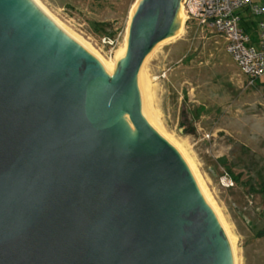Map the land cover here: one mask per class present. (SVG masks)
Masks as SVG:
<instances>
[{
	"label": "water",
	"instance_id": "water-1",
	"mask_svg": "<svg viewBox=\"0 0 264 264\" xmlns=\"http://www.w3.org/2000/svg\"><path fill=\"white\" fill-rule=\"evenodd\" d=\"M183 0H137L112 72L34 0H0V264H234L138 71Z\"/></svg>",
	"mask_w": 264,
	"mask_h": 264
},
{
	"label": "rangeland",
	"instance_id": "rangeland-1",
	"mask_svg": "<svg viewBox=\"0 0 264 264\" xmlns=\"http://www.w3.org/2000/svg\"><path fill=\"white\" fill-rule=\"evenodd\" d=\"M38 1L89 50L116 64L136 0ZM192 14L142 62V113L194 165L233 240L235 264H264V102L255 103L251 114L238 112L230 76L236 66L224 40Z\"/></svg>",
	"mask_w": 264,
	"mask_h": 264
},
{
	"label": "built area",
	"instance_id": "built-area-1",
	"mask_svg": "<svg viewBox=\"0 0 264 264\" xmlns=\"http://www.w3.org/2000/svg\"><path fill=\"white\" fill-rule=\"evenodd\" d=\"M185 20L195 13L199 24L213 28L224 39V47L242 73L246 85H252L264 73V1L262 0H183ZM247 15L255 17L254 39L241 21ZM107 36V42L113 43ZM228 177L224 174L221 181Z\"/></svg>",
	"mask_w": 264,
	"mask_h": 264
},
{
	"label": "crops",
	"instance_id": "crops-1",
	"mask_svg": "<svg viewBox=\"0 0 264 264\" xmlns=\"http://www.w3.org/2000/svg\"><path fill=\"white\" fill-rule=\"evenodd\" d=\"M241 24L246 29H248L252 37L256 39L257 27L255 24V17L251 15H247L246 17L243 18ZM233 64L237 68L235 67V69L233 70L234 72L231 73L230 76H232L234 82L237 84L236 103H235L236 108L238 112H242L243 109H245L244 111L247 114H251L250 111L251 109H253L255 103L258 102V104H261L262 102H264V73L260 75L252 85H246L247 76L240 71L234 60H233ZM259 95L261 96L260 98H262V101H255V98L259 97ZM241 142L243 144H246V146H250L246 141H241Z\"/></svg>",
	"mask_w": 264,
	"mask_h": 264
},
{
	"label": "bare ground",
	"instance_id": "bare-ground-1",
	"mask_svg": "<svg viewBox=\"0 0 264 264\" xmlns=\"http://www.w3.org/2000/svg\"><path fill=\"white\" fill-rule=\"evenodd\" d=\"M36 3H37V5L51 18V19H53L55 22H57L60 26H62L58 21H56V18H54L51 14H49L48 13V11L46 10V8L38 1V0H34ZM137 1V0H136ZM136 5V2H134L133 3V5H132V8H131V12H132V9L134 8V6ZM184 12V9H183V6L181 5V7H180V10H179V17H180V21H181V23H182V21H183V19H184V17H185V12ZM130 17V16H129ZM63 27V26H62ZM64 28V27H63ZM180 28H181V26H180ZM180 28H179V30H180ZM65 29V28H64ZM66 30V29H65ZM68 31V30H67ZM69 32V31H68ZM70 34H72V32H69ZM76 39H78L79 41H80V39L78 38V37H76L74 34H72ZM126 40H127V37H126ZM82 43V42H81ZM82 44H84L85 46H86V44L85 43H82ZM87 47V46H86ZM88 48V47H87ZM125 49H126V42H125V46L119 51V54L117 55L118 56V58L121 56V55H123V53L125 52ZM94 53V52H93ZM95 54V56L98 58V60L103 64V66L107 69V71H109V72H111L112 71V69L115 67V65L116 64H114L115 62H108V61H106V60H104L103 58H101L100 56H98L96 53H94ZM118 58H117V60H118ZM145 59H146V57H145ZM144 61V60H143ZM117 62V61H116ZM143 64V63H142ZM141 64V65H142ZM140 65V66H141ZM139 73H140V67H139V71H138ZM186 162H187V164H188V166H189V168H190V170H191V172H192V174H193V176H194V178H195V181L197 182V184H198V186H199V188L203 191V193H204V195H205V197H206V199H207V201H208V203L210 204V206L212 207V209L214 210V212L216 211L217 212V214L219 215V211H218V209L215 207V205H214V207L212 206V204H211V199H210V196H208L209 194H207L206 193V190H205V188H204V186H203V184H202V180L200 179V177H199V175H198V173H197V171H196V169H195V167H194V165L192 164V162L191 161H189V159H188V161L186 160ZM189 162V163H188ZM211 201V202H210ZM215 212V213H216ZM217 216V215H216ZM219 217H220V215H219ZM225 226V225H224ZM224 228V227H223ZM226 228V227H225ZM228 232V231H227ZM229 237V238H228ZM227 238H228V240H229V243H230V246H231V249H232V254H233V261H234V264H235V255H234V249H233V240H232V238L230 237V235L228 236Z\"/></svg>",
	"mask_w": 264,
	"mask_h": 264
},
{
	"label": "trees",
	"instance_id": "trees-1",
	"mask_svg": "<svg viewBox=\"0 0 264 264\" xmlns=\"http://www.w3.org/2000/svg\"><path fill=\"white\" fill-rule=\"evenodd\" d=\"M102 27H103L104 31H105L107 34H110V35H113V34H114V31H112V30H108V29L106 28V26H103V24H102ZM261 189H263V191H264V184L262 185Z\"/></svg>",
	"mask_w": 264,
	"mask_h": 264
}]
</instances>
